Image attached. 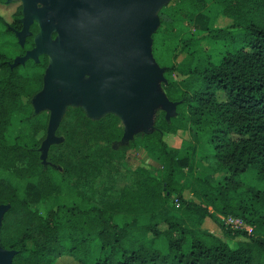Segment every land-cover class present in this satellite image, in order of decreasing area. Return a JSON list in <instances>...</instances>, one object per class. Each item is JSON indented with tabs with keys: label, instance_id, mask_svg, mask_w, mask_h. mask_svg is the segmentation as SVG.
Returning a JSON list of instances; mask_svg holds the SVG:
<instances>
[{
	"label": "trees",
	"instance_id": "obj_1",
	"mask_svg": "<svg viewBox=\"0 0 264 264\" xmlns=\"http://www.w3.org/2000/svg\"><path fill=\"white\" fill-rule=\"evenodd\" d=\"M20 15L19 6L13 13L17 28ZM157 16L151 53L168 77L162 88L177 102L176 114L166 118L160 111L152 131L126 142L115 114L87 120L99 139L119 143L120 156L140 148L157 157L159 168L132 169L138 179L115 203L120 211L151 219L168 205L177 211L165 210L143 225H119L112 221V207L76 194L64 176L44 167L39 139H7L13 115L30 112L43 77L22 74L20 65L0 52V204L9 205L0 223V247L16 252L12 264H56L64 256L79 264H264V190L240 178L252 169L264 179V0H171ZM220 18L230 22L217 25ZM30 31L21 55L35 46L38 28ZM205 40L226 42L228 49L219 58L191 49ZM48 65L45 54L42 62H32V67ZM178 131H188L195 142L205 135L216 163L213 173L179 182L190 155L174 154L163 139ZM31 182L47 201L45 210L29 207L25 193ZM218 214L239 217L249 229L225 226ZM208 218L221 234L243 238L230 246L205 227ZM160 238L165 251L157 245Z\"/></svg>",
	"mask_w": 264,
	"mask_h": 264
},
{
	"label": "rangeland",
	"instance_id": "obj_2",
	"mask_svg": "<svg viewBox=\"0 0 264 264\" xmlns=\"http://www.w3.org/2000/svg\"><path fill=\"white\" fill-rule=\"evenodd\" d=\"M170 1L171 0H163L155 10H153L152 14L156 22L154 23L152 31L158 24L156 18L157 11L166 6ZM17 2L22 4V0H18ZM16 3L0 8V14H3V16H0V52L12 58L14 63H18L20 65L19 71L22 74H42L43 86L31 98V110L27 115L20 113H15L13 115L12 124L7 132V139L13 141L16 137H19L22 141L26 142L32 139H39L38 152L44 167L51 173L57 174L59 177H61L60 175L64 176L68 186L74 188L76 194L84 195L97 202L99 205L109 208L112 207V221L119 225L123 223L143 225L156 220L165 210L177 212L168 205L165 210L163 209L155 213L153 219H151L146 215H131L116 208L115 203L121 191L125 187H133L135 181L138 179V176L132 172V169L141 165H152L159 168V161L154 154L145 152L140 148L136 149V151H129L126 157H122L117 151L119 143H114L110 146L105 139L98 138L96 128L95 130H93V128L90 130L88 119L97 120L105 114L110 113V110L118 109L123 111L127 108L115 102L118 107L113 109L109 106L106 107V101L101 104L89 100L88 84L90 76L86 69L82 67L80 59L84 46L82 42L73 47V57L68 72L70 87L67 89L61 87L57 90L62 113L58 116L56 121L53 122L54 112L42 99L45 84L50 80L52 73L49 67H32L33 61L42 62V55L28 58L23 62L20 61L23 57L20 56V50L24 38L18 35L21 31L11 30L12 18L8 16L15 10ZM36 8L51 9V3L39 1L36 4ZM60 22L61 19L58 14L52 12L53 32L59 30ZM229 22L228 19L220 18L217 21V25H225ZM51 40L53 43L59 44V37L57 35L51 38ZM191 49L196 50L198 54L208 53L213 57L215 56V58H219L220 55L228 49V46L226 42L205 40L197 42ZM167 80L168 77L166 75L163 74L162 77L157 74V79L154 81L153 87H150V92L154 96V101L148 100L145 104H132L133 106L131 105L128 107L133 110L131 112L135 113L138 118L137 121L139 122L137 124L138 126L135 128L132 127V124L129 126V128L131 127V131L129 130L130 132H128L129 135L132 133L133 136L134 134L144 133L145 130H149L148 127L150 126L151 119L154 118L156 120L157 114L160 111L164 112L166 118L168 114L173 113V104L164 99L159 86V82L162 87V83H166ZM163 92L165 93L164 90ZM74 94H78L80 99H74ZM173 103L177 105V102ZM176 105L174 114H176ZM76 108H80L82 113H77L75 111ZM161 108H163V110ZM144 110L146 114L143 113ZM140 111L141 113L139 114ZM170 116L171 115H169L168 118ZM124 123L127 124V121L125 120ZM93 126L94 125L91 127ZM199 135L200 140L198 142H195L194 135L192 136L188 131H178L175 134L167 133L164 135V139L172 146H179L183 144L184 141L188 142L193 140L194 144L198 145H195L198 155L202 157L201 154L206 152L209 145L205 142V135ZM127 140H125V142ZM193 160L192 167L188 170V173L178 177L179 182L182 184H190L195 177L203 178L214 172L213 168L216 163L213 157L211 158L206 155V157L203 156V158L194 157ZM84 161L89 162V167H86V170L77 172V168H73V166L76 165V167H78ZM206 169H208L207 173L205 172ZM220 175L219 172H216L214 177L218 178ZM68 177L70 178L66 179ZM240 178L244 185H255L261 190H264V179L258 178L255 170L249 169L245 173H242ZM186 195L189 196V192H186ZM25 197L30 208L45 210L48 206L47 201L42 199L37 186L33 182L27 185ZM221 216L225 217L224 215H217V217L220 218L219 220L224 223ZM224 225L228 226L225 223ZM245 225L249 226L248 224ZM205 227L221 236L230 246H235L237 241L243 238L229 237L221 234L218 224L209 218L205 222ZM157 245L162 251H165L166 243L164 239H158ZM56 264L79 263L70 257L64 256L60 257L56 261Z\"/></svg>",
	"mask_w": 264,
	"mask_h": 264
},
{
	"label": "water",
	"instance_id": "obj_3",
	"mask_svg": "<svg viewBox=\"0 0 264 264\" xmlns=\"http://www.w3.org/2000/svg\"><path fill=\"white\" fill-rule=\"evenodd\" d=\"M39 1L50 2L51 9L36 8ZM152 1L22 0L23 28L18 34L19 37L24 38L28 34V27L33 20L38 22L39 32L34 38V48L20 61L41 54L48 56V67L52 76L45 84L42 99L54 112L53 122L62 113L57 90L61 87L65 89L70 87L68 72L73 57V47L82 42L84 46L80 59L82 67L90 76L89 100L101 104L106 101V107L113 109L118 107L117 103L125 106L126 110H110V113L118 116L124 126V140L132 137V133L128 134L131 131L129 126L132 124L134 128L135 123L139 122L135 113L131 112L133 110L128 107L132 104H145L148 100L154 101L150 87H153L157 74L162 77L164 74V69L158 66L151 53V34L158 26L157 24L152 31L156 22L154 16L148 36L145 39L143 36L146 25L145 14ZM52 12L57 13L61 19L59 30L55 32L59 37V44L51 40L54 31ZM157 13V23H159ZM12 65L18 63L13 62ZM159 86L164 99L173 104V113L168 114L172 116L176 104L167 99L160 82ZM145 110L143 113L146 114ZM125 120L127 124L124 123ZM154 122L155 119L152 129L145 132L154 129ZM8 207V204H0V223ZM15 253L13 250H4L0 247V264H12Z\"/></svg>",
	"mask_w": 264,
	"mask_h": 264
},
{
	"label": "crops",
	"instance_id": "obj_4",
	"mask_svg": "<svg viewBox=\"0 0 264 264\" xmlns=\"http://www.w3.org/2000/svg\"><path fill=\"white\" fill-rule=\"evenodd\" d=\"M153 120H154V118L151 119L150 126L148 125L149 129H152ZM137 124L138 123H135V127L138 126ZM148 124H149V122H148ZM163 139H164V136H163ZM164 141L166 142L165 139H164ZM166 144H167L168 148L176 155H184L185 153H188L190 155V164L185 169L182 170V172L184 174H187L188 170H190V168L192 167V161H194L193 160L194 157L203 158V156L206 157V155H207V156H210L212 158V156H213L212 149L210 147H207L206 152L202 153L201 154L202 157H200L197 153L198 151H197V148L195 147L196 144H194L193 140L188 141V142L184 141L183 144H180L179 146H172V145H169L167 142H166ZM196 146H198V145H196ZM207 170L208 169L205 170L206 173L208 172Z\"/></svg>",
	"mask_w": 264,
	"mask_h": 264
},
{
	"label": "flooded vegetation",
	"instance_id": "obj_5",
	"mask_svg": "<svg viewBox=\"0 0 264 264\" xmlns=\"http://www.w3.org/2000/svg\"><path fill=\"white\" fill-rule=\"evenodd\" d=\"M13 1V2H12ZM18 0H7V1H5V2H1L0 1V8L2 7V6H7V5H10V4H13V3H16ZM7 2H10V3H7ZM20 6V10H22V4L21 3H19V2H17L16 3V7H15V10H16V8L17 7H19ZM14 10V11H15ZM14 11L13 12H11L8 16H10L11 18H12V26H11V30H13V31H22V28H23V22H22V18H23V15H22V12H21V15L19 16V19H20V27L19 28H17L16 26H17V23L15 22V20H14V18H13V13H14ZM51 15H52V13H51ZM0 16H3V14H0ZM34 25H36V27L38 28V31L37 32H39V26H38V22L37 21H35V20H33L32 21V23L29 25V27H28V34L24 37V42H25V40H26V38L28 37V36H30L31 35V31H30V28L32 27V26H34ZM53 33H55V32H53ZM53 33H52V35H51V37L52 38H54L55 36H56V34L55 35H53ZM24 42H23V45H22V47L24 46ZM33 42H34V38H33ZM21 47V48H22ZM21 51V50H20ZM28 51H30V50H28ZM27 50L24 52V54L23 55H21L20 54V56H24L27 52H28ZM41 55H44V54H41ZM46 55V54H45ZM47 56V55H46ZM48 57V56H47ZM13 60V59H12Z\"/></svg>",
	"mask_w": 264,
	"mask_h": 264
},
{
	"label": "bare ground",
	"instance_id": "obj_6",
	"mask_svg": "<svg viewBox=\"0 0 264 264\" xmlns=\"http://www.w3.org/2000/svg\"><path fill=\"white\" fill-rule=\"evenodd\" d=\"M163 0H153L149 6H148V9L146 11V14H145V20H146V25H145V29H144V32H143V36H144V39L146 36H148V33H149V30H150V27H151V24L153 22V10L162 2ZM143 39V40H144ZM74 99H77L79 100L80 97L78 94H74Z\"/></svg>",
	"mask_w": 264,
	"mask_h": 264
},
{
	"label": "built area",
	"instance_id": "obj_7",
	"mask_svg": "<svg viewBox=\"0 0 264 264\" xmlns=\"http://www.w3.org/2000/svg\"><path fill=\"white\" fill-rule=\"evenodd\" d=\"M175 201H176V205H178V202L176 199ZM221 219L224 221L226 225H228L229 227L233 229H245V230L249 229V226L245 225L246 223L239 217L221 216Z\"/></svg>",
	"mask_w": 264,
	"mask_h": 264
}]
</instances>
